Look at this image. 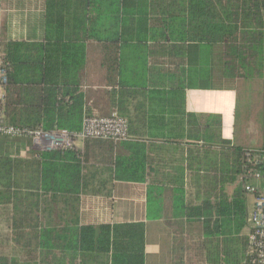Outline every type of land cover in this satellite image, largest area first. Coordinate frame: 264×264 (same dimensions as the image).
Segmentation results:
<instances>
[{"label": "trees", "instance_id": "obj_1", "mask_svg": "<svg viewBox=\"0 0 264 264\" xmlns=\"http://www.w3.org/2000/svg\"><path fill=\"white\" fill-rule=\"evenodd\" d=\"M175 1L180 17L185 12L187 19L169 22L182 24L190 43L221 45L224 77L257 78L264 86V0ZM103 2L110 27L116 28L119 0ZM100 8L101 0H46L44 36L38 42L7 40L2 28L6 125L70 133L81 129L86 114L82 72L87 42L95 37L91 14ZM157 19L159 24L165 22ZM97 40L105 46L106 84L120 86L117 38ZM215 125L211 121L204 130L195 127L190 132L189 144L201 146L186 150L176 177L148 180L147 220L165 217L200 226L195 238L175 239L172 264H242L246 258V193L241 185L230 196L226 190L244 171L246 149L222 139ZM26 140H0V264H144L143 223L93 226L68 220L45 226L43 216L46 196L69 204L80 194L86 163L111 166L116 181L146 183L150 164L144 156L146 144L91 139L83 143L82 151L23 154L20 144ZM259 170L264 172V167Z\"/></svg>", "mask_w": 264, "mask_h": 264}, {"label": "crops", "instance_id": "obj_2", "mask_svg": "<svg viewBox=\"0 0 264 264\" xmlns=\"http://www.w3.org/2000/svg\"><path fill=\"white\" fill-rule=\"evenodd\" d=\"M175 2L119 0L116 28L110 27L111 18L106 15L103 0L100 10L91 14L95 22L91 34L95 37L87 42V64L82 72L81 86L86 98V114L106 116L116 111L127 119L129 140H140L147 147L144 155L150 161L146 167L147 182H119L114 180L111 166L86 163L80 194L70 198L69 204L59 198L52 202L48 195L44 206L45 226L47 223L51 226L64 224L68 220L93 226L143 223L144 264L147 258L157 264L160 260L172 264L175 239H189L192 235L191 240L200 233L198 224L165 217L147 220L145 214L148 180L176 177L186 150L201 146V143L189 144L190 132H194L195 127L204 130V126L213 121L221 138L235 146L259 149L264 144L263 80L224 77L221 45L190 43L185 38L183 25L169 22L175 18L187 19L185 12L184 17H180ZM25 3L32 7L28 20L16 15L15 11ZM8 10H11L10 15ZM45 11L46 0H0V36L4 28L7 40L41 41ZM157 18H165V22L159 24ZM157 32L161 34L155 35ZM99 37L117 38L120 86L112 88L106 84L102 59L105 46L97 40ZM194 136L193 133L191 137ZM25 142L27 144H20L21 150L28 154L33 148L29 140ZM116 153L127 154L125 150ZM238 185L237 179L231 189L230 185L226 188L229 196ZM170 190L167 188V193ZM134 195L138 197V206L132 200ZM246 199L249 213L251 201ZM170 205L168 197L167 217ZM164 240L165 247L162 246Z\"/></svg>", "mask_w": 264, "mask_h": 264}, {"label": "built area", "instance_id": "obj_3", "mask_svg": "<svg viewBox=\"0 0 264 264\" xmlns=\"http://www.w3.org/2000/svg\"><path fill=\"white\" fill-rule=\"evenodd\" d=\"M6 85L7 68L0 53V140L2 137L25 138L36 152L82 151L83 143L91 139L109 140L116 145L129 140L127 119L116 111L106 116L85 114L81 129L76 133L6 125ZM259 167H264V149H246L245 168L238 181L251 201V210L247 215V252L242 264H264V172Z\"/></svg>", "mask_w": 264, "mask_h": 264}, {"label": "rangeland", "instance_id": "obj_4", "mask_svg": "<svg viewBox=\"0 0 264 264\" xmlns=\"http://www.w3.org/2000/svg\"><path fill=\"white\" fill-rule=\"evenodd\" d=\"M32 7L30 6V5H28L27 3H25V4H21V5H19L18 7H17V9L15 10L16 11V15L17 14H19L23 19H29L30 17H31V11H32V9H31ZM11 10H8V12L7 13H9V15L11 14V12H10ZM229 188L231 189L232 187H231V185L229 186ZM132 200H135V205L136 206H138L139 205V203L137 202V201H139L138 200V197H137V195H134L133 196V198H132ZM150 237H151V235H150V233H149V251H150V248H151V239H150ZM190 238H192V235L191 236H189ZM189 238V239H190ZM166 244H167V242L164 240L163 241V243H162V246H166ZM146 264H157L155 261H152L150 258H147V262H146ZM158 264H171V263H169V262H166L165 260H160L159 262H158Z\"/></svg>", "mask_w": 264, "mask_h": 264}]
</instances>
